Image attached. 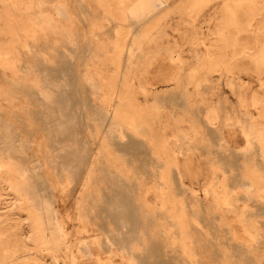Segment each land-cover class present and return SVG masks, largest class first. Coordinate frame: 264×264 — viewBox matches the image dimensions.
<instances>
[{
	"label": "rangeland",
	"instance_id": "1",
	"mask_svg": "<svg viewBox=\"0 0 264 264\" xmlns=\"http://www.w3.org/2000/svg\"><path fill=\"white\" fill-rule=\"evenodd\" d=\"M142 1L0 0V264H264V0Z\"/></svg>",
	"mask_w": 264,
	"mask_h": 264
},
{
	"label": "bare ground",
	"instance_id": "2",
	"mask_svg": "<svg viewBox=\"0 0 264 264\" xmlns=\"http://www.w3.org/2000/svg\"><path fill=\"white\" fill-rule=\"evenodd\" d=\"M146 1H148V0H146ZM142 2H144V0H143ZM145 3H146V2H145ZM149 3H150V2H149ZM143 4H144V3H143ZM151 4H152V3H151ZM147 5H148V4H147ZM147 5H146V6H147ZM161 6H162V5H161ZM148 7H149V6H148ZM151 8L154 9L153 7H151ZM134 9H135V8H134ZM137 9H138V8H137ZM152 9H151V10H152ZM155 9H156V8H155ZM157 9H158V8H157ZM153 11H154V10H153ZM129 15H130V14H129ZM130 16H131V15H130ZM35 24H36V23H35ZM124 117H125V116H124ZM161 169H162V168H161ZM167 173H168V172H167ZM248 178H249V177H248ZM166 184H167V183H166ZM165 186H166V185H165ZM168 186H169V185H168ZM165 190H166V189H165Z\"/></svg>",
	"mask_w": 264,
	"mask_h": 264
}]
</instances>
